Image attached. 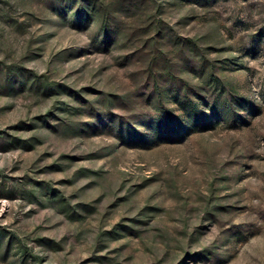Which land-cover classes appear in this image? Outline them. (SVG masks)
Segmentation results:
<instances>
[{
  "label": "rangeland",
  "instance_id": "374dc122",
  "mask_svg": "<svg viewBox=\"0 0 264 264\" xmlns=\"http://www.w3.org/2000/svg\"><path fill=\"white\" fill-rule=\"evenodd\" d=\"M0 264H264V0H0Z\"/></svg>",
  "mask_w": 264,
  "mask_h": 264
}]
</instances>
